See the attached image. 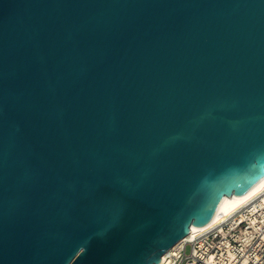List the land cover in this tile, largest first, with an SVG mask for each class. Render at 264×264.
<instances>
[{
    "label": "water",
    "instance_id": "obj_1",
    "mask_svg": "<svg viewBox=\"0 0 264 264\" xmlns=\"http://www.w3.org/2000/svg\"><path fill=\"white\" fill-rule=\"evenodd\" d=\"M264 185V0H0V264H157Z\"/></svg>",
    "mask_w": 264,
    "mask_h": 264
},
{
    "label": "built area",
    "instance_id": "obj_2",
    "mask_svg": "<svg viewBox=\"0 0 264 264\" xmlns=\"http://www.w3.org/2000/svg\"><path fill=\"white\" fill-rule=\"evenodd\" d=\"M262 199L264 192L193 238H182L157 264H264Z\"/></svg>",
    "mask_w": 264,
    "mask_h": 264
},
{
    "label": "bare ground",
    "instance_id": "obj_3",
    "mask_svg": "<svg viewBox=\"0 0 264 264\" xmlns=\"http://www.w3.org/2000/svg\"><path fill=\"white\" fill-rule=\"evenodd\" d=\"M264 192V185L260 186L255 192H253L252 194L249 193V197L244 201L243 204H246L247 202H249L250 200H252L253 198L257 197L260 193ZM262 201H264V199H262ZM242 204V205H243ZM241 205V206H242ZM229 209V206H227L225 209H224V215H227L229 213H231V211L228 210ZM233 212V211H232ZM203 227L199 230V231H195V227H192L190 229V232L189 234H187L184 238L185 239H190V238H193L196 234L208 229L209 227L205 224V225H202Z\"/></svg>",
    "mask_w": 264,
    "mask_h": 264
},
{
    "label": "rangeland",
    "instance_id": "obj_4",
    "mask_svg": "<svg viewBox=\"0 0 264 264\" xmlns=\"http://www.w3.org/2000/svg\"><path fill=\"white\" fill-rule=\"evenodd\" d=\"M187 252L189 251V248H187V250H186Z\"/></svg>",
    "mask_w": 264,
    "mask_h": 264
}]
</instances>
